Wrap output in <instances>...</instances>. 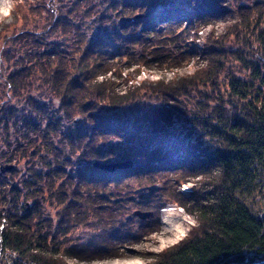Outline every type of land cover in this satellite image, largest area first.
Listing matches in <instances>:
<instances>
[{"label":"trees","instance_id":"trees-1","mask_svg":"<svg viewBox=\"0 0 264 264\" xmlns=\"http://www.w3.org/2000/svg\"><path fill=\"white\" fill-rule=\"evenodd\" d=\"M212 1L109 0L110 12L103 11L100 18L115 19L117 24L105 31L89 27L86 32L82 25L72 30L84 43L73 67L68 66L66 54L50 44L40 49L45 56L35 51L39 85L48 88L47 100L35 101L28 92L31 82L25 66L14 64L13 70L5 69L7 76L4 80L3 75L0 91L17 100L9 104L8 115H14L15 128L17 120H30L25 122L27 129L20 131L28 147L17 142L11 156L3 159L12 163L28 154L26 164L34 182L23 180L22 185L12 182L5 189L0 187V256L14 250L16 264L22 260L68 264L67 258L125 257L114 247V236L119 239L124 234L122 221L117 215L111 222L102 218L115 207V193H108L109 186H118L114 182L133 175L147 189L141 195L143 201L137 202L139 206L158 211L161 206L154 203L166 196L197 222L178 242L159 252L139 253L147 259L145 264H264V0H233L237 20L221 35L212 29L198 45V29L212 22ZM219 1L224 10L231 5ZM59 19L55 17L53 25ZM192 25L195 39L187 41L185 33ZM152 31L158 33L157 38L173 35L180 60L172 56L169 61L193 58L194 70L171 80L142 81L118 91L117 81L106 77L110 70L106 55L119 56L129 44L135 46L142 39V49L157 47L150 41ZM241 41L247 49L226 45L232 42L236 46ZM2 55L11 60L10 50ZM153 62L165 59L158 56ZM141 89L145 92L139 93ZM54 102L52 109L62 118L49 114ZM18 103L22 104L19 109ZM19 111L20 116L16 115ZM69 120L76 132L68 136L69 143L77 139V133L86 132L89 148L97 139L103 145L97 151H83L86 158L92 155L96 159L85 163L92 172L89 175L84 166H75L74 152L65 150L61 155L69 147L53 143V136L71 130L65 128ZM73 125L84 129H73ZM34 132L35 138L29 136ZM113 138L119 141L113 142ZM120 147H125L124 151H116ZM118 156L132 160L133 167L109 172L93 165ZM17 168L9 171L19 173L21 167ZM154 174L163 177L162 184L153 182ZM189 181L193 186L185 195L179 186ZM206 185L211 186L208 193ZM22 188L34 201L29 208L18 205ZM46 197L54 204L55 214L45 226L36 220L40 200ZM143 221L148 227L154 223ZM81 224L94 226L95 239L63 244L60 237ZM106 224L114 226L113 230L100 232ZM3 262L0 257V264Z\"/></svg>","mask_w":264,"mask_h":264},{"label":"rangeland","instance_id":"rangeland-1","mask_svg":"<svg viewBox=\"0 0 264 264\" xmlns=\"http://www.w3.org/2000/svg\"><path fill=\"white\" fill-rule=\"evenodd\" d=\"M17 1H20L21 3L18 4ZM238 1L241 3L248 2L249 0ZM16 3L17 4L15 5L14 9L8 16L0 17V87L3 85V75L5 74L4 80L7 76L5 69L10 68V70H13L11 69L12 65L19 64L21 67L22 64V66H25V69L29 71V81L31 82V86L28 92L32 95V97L35 98V101L39 98H49V92L46 85H43V88H41L39 85L41 83V73L38 72L39 67H37V63L35 61V55H37L35 51H37V49L40 51L41 48H45L50 44L54 49H57V52L62 51L63 54H66L68 61H70L68 62L70 64L68 66L73 67V65L76 64L77 59L80 58L79 56L83 51L82 45L84 43L79 40L77 33L76 35L72 34V30L82 25V27L84 26V29H86V32L90 29L89 27H96L100 29L98 31H105L110 29L109 27L117 24L114 22L115 19L108 18L103 20L100 18L103 11L110 12L109 0H16ZM211 3V9L214 11L212 12V22L209 25L198 29L197 38L195 40L198 45H202L204 43L206 36L212 29L215 30L217 34L221 35L225 33L228 26H230L238 18L235 9H233V0H224L223 5L225 3L231 4L227 10H224L222 7L220 8V4L222 5V2L219 0H213ZM68 11L73 13V15H69ZM64 13H66V15H63ZM55 17H60V19L57 21V23H55V25H53ZM138 17H141V14H139ZM64 19H66V23ZM69 21L71 22L69 23ZM193 27L194 26L192 25L188 33H185L187 34V41L195 39L192 34L196 33V30L193 29ZM12 35L14 36L13 39L8 38L9 36L12 37ZM157 35L158 33L153 31L151 32V43L158 44V46L155 48H150L149 45V47L142 49V46L145 44L143 43L144 40L142 39V42H135L137 43L135 46L129 44L125 49L122 50V52L119 53V56L118 54H108V56L106 55V57H109L110 60L107 62L108 64L106 66L107 69H110L107 71L106 77H111L117 81L118 91H126L128 87L138 86L142 81H153L160 78L171 80L177 76L189 74L194 70L196 66L195 59L186 57L183 61H177L180 60V55L177 53V45L172 43L174 38L173 35L168 36L167 38H157ZM7 38L10 40L6 41ZM238 43L236 46H232V42H227L226 45L230 48L232 47L233 49H236V47L247 49V47H244L242 44V41ZM26 49L30 51H26ZM9 50L11 51V60L8 61L5 59L2 53ZM38 54L41 57L46 55L42 54L41 51L38 52ZM160 54L163 55L160 56ZM158 56L159 58L165 59V62L155 64V62H153V58H158ZM172 56H174V58L177 60L170 62L169 59ZM119 58H122V62H119ZM14 60H17L18 62H14ZM117 76H119V78H115ZM0 92H2V89ZM144 92L145 91L141 89L139 93ZM7 93L8 92L4 91L0 94V117H4L6 115L3 120H0V158L2 159L0 164L11 163L4 160L3 158H6V156H11L12 152H14L16 149L15 144H17V142H20L22 147H28L26 143L27 141L21 137L20 131L27 129L25 122L30 119L26 118L22 122L17 120V129L14 127V115L10 117V115H8L10 110L8 109L10 107L9 104L17 103V100L14 99L15 97L12 99L10 94L8 96ZM24 99L25 97H22V100ZM22 104L24 105V102ZM22 104L18 103L17 109L21 108ZM50 107L52 111L50 110L49 114L51 116L53 114L55 115L56 119L62 118L59 111L52 109V107H56L55 102L50 105ZM16 115L20 116L22 115V112L19 111ZM31 116L35 117L34 115ZM31 120L33 121L34 118H31ZM75 121H77V119H75ZM65 128L71 129L70 120L68 122L66 121ZM72 128L84 129L83 127H76L75 125H73ZM59 129H62V125L59 126ZM75 133L76 132L71 129L64 134H60L58 137L55 135L53 136V143L55 142V145H61L63 148L69 147L68 149L64 150L60 149L62 150L61 155L66 153L65 150H68V153L74 152L72 158L74 159L75 166H84L83 169L89 175L92 172H90L88 168H85V163L89 162V164H91L96 159H94L92 155H89V157L86 158L83 154V151L85 149L89 151H97V149L103 145H101L97 139L91 146L92 148H89V146H87L89 145L87 143L88 133L86 132L85 134L77 133V139H73V142L69 143L68 136H75ZM35 134L36 133L34 132L29 134V136H33V138H35ZM57 134L59 133L57 132ZM117 140L118 139L113 138V142H116ZM22 141H24V143H22ZM124 144L125 142H122L123 146ZM106 147H108V145ZM124 149L122 150L120 147L116 151H124ZM26 151L27 153H30L32 148H30L29 152L28 149ZM118 158L119 156L117 158L110 157L103 161L108 162L122 160ZM27 160H30L28 154L22 158H19L17 161L15 159L12 161L11 164H13L15 168L21 167L22 171L20 170L19 173H12L11 171H13V169L11 171L8 170V172L5 174L3 173V177L0 180V187L2 189H5L12 182L17 183V185H22L23 180H34L33 176L31 175V171L28 170V164H26ZM162 178L157 174H154L152 177L153 182L156 184L158 182L162 184ZM114 184L118 186L111 184L109 186L110 190L108 193H115V195L112 196L115 202V207H112L113 211L107 210L102 219L103 221L111 222L114 219V216L117 215L116 219H120L122 221L121 227L124 234L119 239H117V235L114 236V241L117 242L116 246L114 247L117 248L119 252L123 253L125 257L117 258L108 256L106 258L93 260L67 258L68 264H118L119 261L134 258L140 259L142 264H145L147 259L139 255V253L145 251L159 252L163 248L178 242L188 233L189 229L192 227L190 223L187 222V233L180 239H174L173 235L169 231H165L163 229L162 218L164 211L166 210L169 213L174 214L182 212L188 216L189 220H195L193 216L188 214L176 203L168 201L166 196H164L161 201L156 200L154 203L155 205L157 204V206H161L158 211L155 209H145L139 206L137 202L142 200L141 195L147 189L145 185H142L137 177L133 175L122 177L119 179V181H116V183L114 182ZM192 186L193 182H184L179 186V189L183 194L188 195L191 192ZM97 187L99 190L101 189V186L98 185ZM44 188L46 187L44 186ZM210 189L211 186L206 185L205 192L208 193ZM44 194L48 196V192ZM2 202L5 204L6 200L2 198ZM33 203V199L29 198V194L25 188H22L18 196V205H28L27 207L29 208ZM137 209L142 211H152L153 214L149 218L142 219L134 214ZM111 212H114L113 216L109 217ZM54 214V204H51L49 198L47 197L44 199L41 198L40 205L38 206L39 218L36 220H39L38 224L46 226V222L49 221L50 217ZM147 219L154 222L153 224H150L151 227H148L147 223L143 221ZM113 227L106 224L100 227L98 230L100 232L105 229L112 231ZM96 232L97 230H95L93 225L89 226L86 224H81L69 232L66 237H60V239L63 244L82 243L88 241L89 239H95ZM173 241L175 242L173 243Z\"/></svg>","mask_w":264,"mask_h":264},{"label":"bare ground","instance_id":"bare-ground-1","mask_svg":"<svg viewBox=\"0 0 264 264\" xmlns=\"http://www.w3.org/2000/svg\"><path fill=\"white\" fill-rule=\"evenodd\" d=\"M7 172L8 171H6V173ZM187 222H189V218L186 214L182 212L174 214V213H169L168 211L165 210L163 213V218H162L163 229L165 231H169L173 235V238L176 240L180 239L187 233L188 231V227H186ZM182 232L184 233L183 235H181ZM134 262H139V264H142V261L138 258L119 261L118 264H134Z\"/></svg>","mask_w":264,"mask_h":264},{"label":"water","instance_id":"water-1","mask_svg":"<svg viewBox=\"0 0 264 264\" xmlns=\"http://www.w3.org/2000/svg\"><path fill=\"white\" fill-rule=\"evenodd\" d=\"M0 113H1V106H0ZM93 165L101 170L113 172L119 169H127V168H132L134 163L130 159H124L120 161H109V162H104V161H96L93 163ZM14 167L13 164L11 163H1L0 164V173H4ZM135 215L142 219L149 218L153 212L152 211H142L137 209L134 212Z\"/></svg>","mask_w":264,"mask_h":264},{"label":"clouds","instance_id":"clouds-1","mask_svg":"<svg viewBox=\"0 0 264 264\" xmlns=\"http://www.w3.org/2000/svg\"><path fill=\"white\" fill-rule=\"evenodd\" d=\"M16 5V0H0V17H6L10 14V12L14 9ZM189 223L192 227L197 226V222L195 220H189ZM184 233L182 232L181 235Z\"/></svg>","mask_w":264,"mask_h":264},{"label":"built area","instance_id":"built-area-1","mask_svg":"<svg viewBox=\"0 0 264 264\" xmlns=\"http://www.w3.org/2000/svg\"><path fill=\"white\" fill-rule=\"evenodd\" d=\"M2 260H4V264H16V259H17V253L14 250H8L5 254H2V256H0ZM18 264H36V262L33 261H26V260H22V261H17Z\"/></svg>","mask_w":264,"mask_h":264},{"label":"snow or ice","instance_id":"snow-or-ice-1","mask_svg":"<svg viewBox=\"0 0 264 264\" xmlns=\"http://www.w3.org/2000/svg\"><path fill=\"white\" fill-rule=\"evenodd\" d=\"M182 211V210H181ZM175 241H173V243H174ZM134 264H139V262H134Z\"/></svg>","mask_w":264,"mask_h":264}]
</instances>
